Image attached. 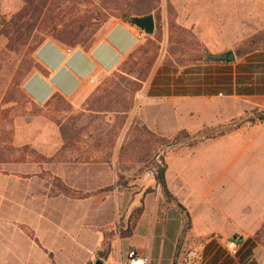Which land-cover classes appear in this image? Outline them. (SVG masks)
<instances>
[{
  "label": "crops",
  "instance_id": "crops-1",
  "mask_svg": "<svg viewBox=\"0 0 264 264\" xmlns=\"http://www.w3.org/2000/svg\"><path fill=\"white\" fill-rule=\"evenodd\" d=\"M171 2L177 24L192 30L213 55H222L264 29V0ZM4 19L0 12L1 25ZM141 32L136 25L121 22L89 49L42 43L35 53L42 71L36 70L24 80V94L39 106L54 95L73 104L83 100L91 85L102 75L117 71L136 50ZM220 62L179 68L158 62L145 83L137 120L157 135L173 138L181 131L191 135L212 132L238 119L246 120L254 109L264 110V50L232 63ZM165 164L167 187L185 212L169 205L158 187L144 198L145 208L133 235L113 241L104 260L96 257L102 237L92 229L116 222L118 191L85 200H48L51 205L46 207L35 201L24 218L40 241H0V264H93L97 259L120 264L130 250L148 256L150 264H184L185 249H180L177 239L186 227L190 238L204 242L199 264H264V234L258 239L264 227V123L243 124L193 148L170 150ZM91 178L94 176H87V180ZM98 178L109 179L106 173ZM96 182L98 187L104 185ZM86 184L91 185L90 180ZM168 210L171 216H167ZM28 217H35V222ZM157 231L170 241H156ZM142 235L144 243L133 241ZM233 238L241 241L235 254L226 248V241ZM41 240L60 243L46 246ZM84 241H91L86 249L79 247Z\"/></svg>",
  "mask_w": 264,
  "mask_h": 264
},
{
  "label": "rangeland",
  "instance_id": "rangeland-1",
  "mask_svg": "<svg viewBox=\"0 0 264 264\" xmlns=\"http://www.w3.org/2000/svg\"><path fill=\"white\" fill-rule=\"evenodd\" d=\"M76 1V5L70 1L55 5L47 14V21L44 24L39 23L28 30L24 46L10 49L9 39L3 33L4 27L22 9L23 1L0 0V12L5 16L3 24H0V241H21V243L40 241L35 229L30 225L31 222L24 218L32 202L42 201L43 207H46L51 205L48 200L60 198L66 201L85 200L102 193L118 191L120 196L116 222L113 225L92 229L93 233L100 234L101 241H110L112 244L118 238L121 240L128 238L123 237L128 231L132 232L131 236L133 235L145 208L144 198L148 194L156 193L159 187L157 183L155 187L153 185L156 181V166L164 165L165 156L170 150L161 148L157 144L155 146L153 143L143 146L134 142L138 136L135 127L142 124L136 118V111L140 108L146 82L142 83L141 89L133 95L131 92L128 94L127 100L132 101V108L126 114L115 112L121 110L117 102L120 100V92L115 90V83L120 76H126L130 80L134 78L121 71L123 69L120 67L115 72L102 75L90 86L91 90L84 95L83 100L74 104L57 98L50 104L39 106L29 101L22 90L24 80L34 72L35 53L40 43L46 41L58 43L56 40L58 35L69 30L78 18L90 14L95 16L84 22V26L88 27L86 37L78 38L79 41L87 39V45L96 44L112 26L123 22L120 18L122 12L100 8L101 14L92 5L81 3L84 0ZM169 6L172 8L171 12ZM158 13L159 22L155 19L156 13L152 15L155 19L154 34L147 35L144 32L139 44L149 49L148 54L143 57H140V54L136 55L137 66L128 68L135 73L145 70L149 64H152L150 76L158 62L179 68L166 62H184L200 56V49L186 35L176 32L172 38L170 23L184 27L176 22L177 14L171 0H162ZM224 24L223 28H225ZM251 36L245 37L231 50L235 53L236 48ZM153 41L156 42V46L159 45L157 51L155 45H152ZM258 47L264 49V42L259 43ZM76 48L81 46L78 45ZM224 53L215 55L216 59L218 60ZM125 71H128L127 68ZM123 115L126 116L125 123L111 149L107 138L100 137V133L107 131L114 124V120ZM236 123H240V119ZM142 139L147 140L149 137L145 135ZM188 142L175 149L187 146ZM117 145L121 146L118 150V162L114 163ZM108 157L110 160L106 162ZM52 158L51 162H46L47 159ZM172 162L175 166L178 165L176 160ZM105 173L109 179L98 178ZM90 175L94 176L89 179L91 185L86 184L89 181L87 176ZM97 179L104 185L98 187V184H94L97 183ZM110 179L113 181L109 183ZM83 185L88 189L81 188ZM61 187L82 193L96 192L107 187L112 189L95 193L84 199L70 198L62 194L52 197V190L58 192ZM168 204L177 206L176 203L168 202ZM169 212L168 210L167 216H171ZM28 218L35 222V217ZM146 231L145 223L144 233ZM161 232H156V241H170L166 236L160 237ZM188 233L186 227L177 239L180 249H185L184 264L187 254L199 243H204L201 240H193ZM133 241L144 243L146 237L138 236ZM42 242L49 246L58 241ZM90 244L91 241H84L79 247L86 249V245ZM18 248L14 247V249Z\"/></svg>",
  "mask_w": 264,
  "mask_h": 264
},
{
  "label": "trees",
  "instance_id": "trees-1",
  "mask_svg": "<svg viewBox=\"0 0 264 264\" xmlns=\"http://www.w3.org/2000/svg\"><path fill=\"white\" fill-rule=\"evenodd\" d=\"M23 1V7L22 9L15 14L10 22L6 24L4 27V35L8 37L9 39V45L8 48L10 49H18L21 46H24V41L27 38L28 30L30 28L38 25L39 23L44 24L47 21V14H49V11L52 10L55 5L65 4L66 2L70 1V3H73L74 5L77 4L76 0H22ZM88 3L92 5L95 9L102 14L100 8H106L107 10H113L122 12V15L120 18H122L123 22L135 25V20L137 18H144L151 16L156 13V21L159 22L160 14L158 13L159 8L161 6L162 0H84L81 3ZM169 10L171 12L172 8L169 6ZM158 13V14H157ZM95 15L90 14L87 15V17L78 18L75 22V24L70 29L65 30L63 34L58 35L56 40L59 44L67 47V48H76V46L80 45L83 49H89L94 44L87 45L86 41H79L78 38L86 37L87 34V25L84 26V22L86 19H92ZM102 22V21H101ZM170 32L171 36L173 38V35L177 32L182 35H186L189 37L194 45L198 49H200L199 52L200 56L196 58H192L190 60H184V62H178V63H172L166 62L167 64L171 66H177V67H185V66H191V65H199V64H209V63H221L219 60L216 59L217 56L211 54L208 49L203 46L200 41L196 38L192 30L184 29L179 26H177L175 23H170ZM78 40V41H77ZM159 41V39H157ZM152 45H155L156 51L159 48V45L156 46V42L153 41ZM264 42V30L252 35L250 38L245 39L235 50V56L238 59L243 58L244 56H247L248 54H251L252 52L258 51V50H264L258 47V44ZM42 43H40L37 47H39ZM170 44H173L170 42ZM38 49V48H37ZM149 52V49L146 46H139L136 50H134L128 58L122 63L120 66L121 71L126 72L127 75L132 76L134 79L130 80L128 77L120 76L118 80L115 83V90L120 92L118 100V104H120L121 110H116V113H123L126 114L130 109L132 108V101L128 102L127 96L128 94L133 95L135 92L141 89L142 83L146 82L152 64H149L145 70H140L138 73H135L132 70H129V66L136 67L138 58L136 55L140 54V57L146 56ZM173 52V51H170ZM127 68L128 71H125ZM39 70L42 71L40 65L38 62L35 61L34 71ZM57 98L63 97L59 95H54L49 102L46 103L50 104L52 101H54ZM108 112V111H107ZM126 116L123 115L122 117H117L116 120H114V124L111 125V127L107 131H103L100 133V137H104V139L107 138L108 143L111 146V149L113 148L116 139L119 137V134L121 132V129L125 123ZM258 122L264 123V110L260 109H254L251 111L250 116L240 122H232L228 124L227 126L221 128V129H215L211 133H208L207 131L199 132L195 135H191L187 133L186 131H181L177 133L173 138H166L157 135L153 131H151L146 125L139 124L135 127V130L138 132V136L135 138L134 142H137L140 145H148L153 143L155 146L160 145L161 148L166 149H175L177 146L184 144L185 142H188V145L186 147L193 148L199 143H203L207 140L216 139L223 137L231 132H234L237 130L241 125L243 124H256ZM111 124V123H108ZM148 136L149 139L144 140L142 139L144 136ZM99 142V141H98ZM110 154V152H109ZM109 156V155H108ZM110 157V156H109ZM106 158V162H109L110 158ZM52 159H47L46 162H51ZM162 160H164L162 158ZM157 170L155 172V180L157 185L160 187L165 199L169 203H176L177 206L184 210L185 209L177 203L176 198L171 194L169 191L167 184H166V164L164 162L163 166H156ZM59 186V185H58ZM60 187V186H59ZM112 187H107L104 189H100L96 192H88V193H82L76 190H72L68 187H61V190L58 192H55V190H52L51 196H58V195H65L70 198L75 199H84L88 198L95 193H100L103 191L111 190ZM189 218V217H188ZM131 231H128L124 234L123 237H129L131 236ZM264 234V227L263 229L258 233V239H261L262 235ZM111 252V242L110 241H103L101 245V249L97 251L96 257L101 259H106Z\"/></svg>",
  "mask_w": 264,
  "mask_h": 264
},
{
  "label": "built area",
  "instance_id": "built-area-1",
  "mask_svg": "<svg viewBox=\"0 0 264 264\" xmlns=\"http://www.w3.org/2000/svg\"><path fill=\"white\" fill-rule=\"evenodd\" d=\"M143 33L138 34L137 39L141 40L143 38ZM94 81H91L93 83ZM212 239L220 240L219 236H212ZM204 243H199L192 251H190L185 257V264H199L201 261L202 249ZM241 241L238 238H233L226 241L227 250L235 254L237 253ZM120 264H150V258L145 255H141L135 250H130L127 252L126 258Z\"/></svg>",
  "mask_w": 264,
  "mask_h": 264
},
{
  "label": "water",
  "instance_id": "water-1",
  "mask_svg": "<svg viewBox=\"0 0 264 264\" xmlns=\"http://www.w3.org/2000/svg\"><path fill=\"white\" fill-rule=\"evenodd\" d=\"M135 25L140 28L142 31H144L147 35H153L155 31V19L154 16H148L144 18H137L135 20ZM219 61L225 62V63H232L236 60V56L234 51L229 50L223 54L222 57L218 58ZM93 264H104V262L100 259H97L94 261Z\"/></svg>",
  "mask_w": 264,
  "mask_h": 264
}]
</instances>
